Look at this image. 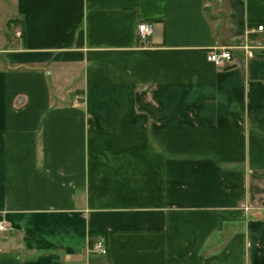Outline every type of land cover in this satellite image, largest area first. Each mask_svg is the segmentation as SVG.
I'll use <instances>...</instances> for the list:
<instances>
[{"label":"crops","instance_id":"0c3cea01","mask_svg":"<svg viewBox=\"0 0 264 264\" xmlns=\"http://www.w3.org/2000/svg\"><path fill=\"white\" fill-rule=\"evenodd\" d=\"M259 25L264 0L3 2L0 264H264Z\"/></svg>","mask_w":264,"mask_h":264},{"label":"built area","instance_id":"2783aa9c","mask_svg":"<svg viewBox=\"0 0 264 264\" xmlns=\"http://www.w3.org/2000/svg\"><path fill=\"white\" fill-rule=\"evenodd\" d=\"M257 31H263L264 28L262 25L256 27ZM153 31V23L151 22H142L136 26V35L141 40H146L147 37L151 35ZM246 48V47H245ZM207 60L215 64H223L231 60L230 47H220L218 49L212 50L207 53ZM7 229V225L0 220V232H3ZM91 250L100 255H106L107 249L105 247L104 238H96L91 246Z\"/></svg>","mask_w":264,"mask_h":264},{"label":"rangeland","instance_id":"374dc122","mask_svg":"<svg viewBox=\"0 0 264 264\" xmlns=\"http://www.w3.org/2000/svg\"><path fill=\"white\" fill-rule=\"evenodd\" d=\"M5 1H6V0H0V7H1L2 3L5 2ZM1 11H2V9H1ZM13 36H14V35L12 34V35H11V38H12Z\"/></svg>","mask_w":264,"mask_h":264}]
</instances>
